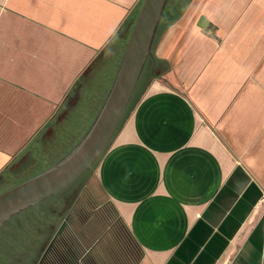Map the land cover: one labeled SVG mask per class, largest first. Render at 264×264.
Wrapping results in <instances>:
<instances>
[{
	"label": "crops",
	"instance_id": "1",
	"mask_svg": "<svg viewBox=\"0 0 264 264\" xmlns=\"http://www.w3.org/2000/svg\"><path fill=\"white\" fill-rule=\"evenodd\" d=\"M142 1L0 0V193L81 140ZM190 6L157 33L85 185L118 218L87 242L100 264H264V0Z\"/></svg>",
	"mask_w": 264,
	"mask_h": 264
},
{
	"label": "water",
	"instance_id": "2",
	"mask_svg": "<svg viewBox=\"0 0 264 264\" xmlns=\"http://www.w3.org/2000/svg\"><path fill=\"white\" fill-rule=\"evenodd\" d=\"M166 0H143L110 90L95 120L62 159L0 193V225L12 214L62 190L93 164L115 133L137 85ZM70 197L69 200L72 199ZM60 224L55 237L66 225Z\"/></svg>",
	"mask_w": 264,
	"mask_h": 264
},
{
	"label": "trees",
	"instance_id": "3",
	"mask_svg": "<svg viewBox=\"0 0 264 264\" xmlns=\"http://www.w3.org/2000/svg\"><path fill=\"white\" fill-rule=\"evenodd\" d=\"M184 7H185V3L182 0H174L171 3L169 0H166V3L163 7L159 22L157 24L155 34L153 36L151 46H152V44L156 38L157 33L166 29L170 24H172L176 19H178V17L182 13ZM139 92H140V90L138 88V85H136L135 90H134L132 97L129 101V104L127 106V109H126V111L123 115V118L121 119L116 131L120 128L123 119L125 118L130 107L132 106V103H134V100L138 96ZM116 131H115V133H116ZM114 134H113V136H114ZM96 162H97V160L93 164V169H94ZM93 169L92 170L91 169L86 170L81 176H79L76 179V182L82 181L81 183H83L88 178L92 177ZM68 189H69V186H66L65 188L58 191L57 193L42 199V200H45V199L50 200L53 197H58L57 200L53 203L51 202L50 204L44 206L42 201H40L38 206L29 205V206L21 209V211H19L18 213L12 215V216H15V215L20 216V214L22 212H24L25 210H29L28 212H30L33 215V218L29 217L30 219L22 220L23 221L22 227L24 229H27V228L31 229L32 231L33 230L39 231V233L36 235L35 239L33 240V245H34L33 247L35 249V253L36 254H37V252L39 253V257H38L37 261H41L45 264L52 262V260H53L52 258L54 256H57V260L59 261V264H69L71 261H74L76 259V256L72 252V246H73L72 241L69 239L63 238V239H60V241H56V243L60 242L61 245L66 248L65 250H60V251L57 250L58 255L56 254L57 252L54 249L57 245L56 243H53L49 247V244L51 243L52 236H53L55 229H56V226H57V221H59L62 218V216L58 217L52 210H54L56 208L62 209L66 205L68 197H69ZM78 197H79V195H77L72 200L71 203L77 204L80 206L81 205H85V206L80 208L81 209V210H79L80 216H74L73 220L86 221V220H94V219L95 220L96 219H101V220H117L118 219L117 216L115 215L113 208L108 203H106L101 209L96 210L99 212V214L97 216L94 215V217H93V215L91 214V211H88V210L91 209L92 213L96 212V211H94L95 205H93V204L89 205V204H85V203L83 204L81 202H77ZM7 221L8 220L4 221L3 224L0 226V264H11V261L15 260L14 262H16V260H20V257H21L20 251L22 248L19 247L17 244H15V245L12 244L14 242V240L10 237L11 236L10 234H8V236L6 237L2 233L4 226L6 225ZM73 227L80 229V228H82V225L77 224V225H74ZM114 227L117 231H119V235L122 236L123 241L129 240V239H127L128 234H127L125 228L122 226V224L117 223ZM18 230H19V228L17 226L11 231L12 232L11 234L13 236H17L15 234ZM73 242H74V244L76 243V241H73ZM131 251H132L133 261H134V258H136V259L140 258V249L139 248L136 249V247H134L132 245ZM34 254H32L29 257V260H28L29 262L35 261L36 254L35 255Z\"/></svg>",
	"mask_w": 264,
	"mask_h": 264
},
{
	"label": "flooded vegetation",
	"instance_id": "4",
	"mask_svg": "<svg viewBox=\"0 0 264 264\" xmlns=\"http://www.w3.org/2000/svg\"><path fill=\"white\" fill-rule=\"evenodd\" d=\"M69 197L67 200L66 205L62 209H54L52 210L58 217L62 218L59 220L57 223L55 232L52 236L51 243L49 244V247L53 244L56 243V241H60V239L66 238L72 241V252L76 256V259L74 261H71L69 264H100L101 261V256H102V251L100 249V245L98 242L93 246L91 250L87 248V242L90 239H99L100 236H102L105 232V227L103 225H107L110 220H101V219H94V220H86V221H80V220H73L74 216H80V212H77L74 214V212H70L69 209L72 208L73 204L71 203L72 200L81 193L83 190L84 184H79V182H76L74 180L72 183L69 185ZM85 190V189H84ZM72 197L71 200L70 197ZM89 197V196H88ZM90 198V197H89ZM93 200H87V203L85 204H92ZM85 206V205H81ZM88 207V206H87ZM91 214L93 215H98L99 212L96 211L92 213V210L90 209ZM73 215V216H72ZM65 216H68V220L66 221V225L56 237L54 236L56 234L57 229L59 228L60 224L64 220ZM82 225V228L78 229L73 227L74 225ZM110 234L111 235H119V233L115 230V228H110ZM73 241H76L74 244ZM60 242H57L56 247L54 248L55 251L57 252L56 254L58 255V251L60 250H65L66 248L61 245ZM48 247V248H49ZM58 250V251H57ZM52 262L48 264H59V261L57 260V256H54L52 258ZM36 264H45L41 261H37ZM47 264V263H46Z\"/></svg>",
	"mask_w": 264,
	"mask_h": 264
},
{
	"label": "rangeland",
	"instance_id": "5",
	"mask_svg": "<svg viewBox=\"0 0 264 264\" xmlns=\"http://www.w3.org/2000/svg\"><path fill=\"white\" fill-rule=\"evenodd\" d=\"M170 1V3L172 2V1H174V0H169ZM184 3H185V7H184V9H183V11H182V13L180 14V16L179 17H182V14L184 15V13H186V16H187V14H188V12L190 11V8H191V6H190V3L192 2V0H182ZM178 17V18H179ZM177 20V19H176ZM175 20V21H176ZM178 22V21H177ZM184 21L182 22V23H180V26L179 27H181V26H184ZM91 178V177H90ZM90 178H88L86 181H84L83 183H81L82 181H78L79 182V184H82V186H83V184H84V186L85 185H87L88 183H89V180H90ZM85 188V187H84ZM84 188H83V190L81 191V193L79 194V197H78V200H77V202H81V203H87V200H93L92 198H89L88 196H87V194H86V192L87 191H85L84 190ZM57 198L58 197H53V198H51L50 200L49 199H45V200H41L42 201V203H43V205L44 206H46V205H48V204H50L51 202L53 203V202H55L56 200H57ZM264 198V197H263ZM103 202V201H102ZM92 204L93 205H95L96 204V202L93 200V202H92ZM108 209V208H107ZM21 211V210H20ZM29 210H25L24 212H22L21 214H20V216H12V215H14V214H16V213H18V212H16V213H14V214H12L8 219H6V220H8L7 221V223H6V225L4 226V229H3V231H2V233H3V235L4 236H8V234H10L11 236V238L14 240V242L12 243V244H17L19 247H21L22 249H21V251H20V260H16V262H14V261H11V264H36V262H37V259H38V257H39V253L37 252V254L35 253V249H34V245H33V240L35 239V237H36V235L39 233V231H37V230H31V229H24L22 226V224H23V221L22 220H26V219H30V218H33V215L30 213V212H28ZM30 217V218H29ZM5 220V221H6ZM3 224V223H2ZM1 224V225H2ZM0 225V226H1ZM18 226V228H19V230L16 232V234L15 235H17V236H13L11 233V231L15 228V227H17ZM23 228V229H22ZM116 230V229H115ZM117 231V230H116ZM118 232V231H117ZM36 254V256H35V261L34 262H29L28 260H29V257L32 255V254ZM34 254V255H35Z\"/></svg>",
	"mask_w": 264,
	"mask_h": 264
}]
</instances>
